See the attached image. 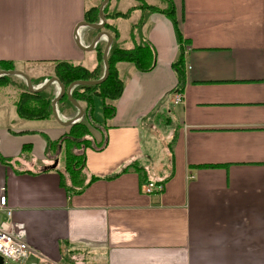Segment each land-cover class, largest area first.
Masks as SVG:
<instances>
[{
	"label": "crops",
	"instance_id": "0c3cea01",
	"mask_svg": "<svg viewBox=\"0 0 264 264\" xmlns=\"http://www.w3.org/2000/svg\"><path fill=\"white\" fill-rule=\"evenodd\" d=\"M89 1L0 0V60L21 70L55 61L95 68L97 43L82 50L75 40L97 5ZM172 2L182 42L165 15L148 16L141 34L154 66L117 63L122 91L94 135L106 144L85 149L84 170L99 179L81 193L69 196L51 168L48 143L66 120H21L1 98L0 187L11 215L0 221L32 249L20 264H264V0ZM132 16L112 21L128 44L121 24ZM96 31L79 27L80 44L90 46ZM180 48L181 86L172 66ZM159 116L166 142L156 158L144 128L154 130ZM134 161L146 180H165L159 193L144 194L132 169L106 178Z\"/></svg>",
	"mask_w": 264,
	"mask_h": 264
},
{
	"label": "trees",
	"instance_id": "16d2710c",
	"mask_svg": "<svg viewBox=\"0 0 264 264\" xmlns=\"http://www.w3.org/2000/svg\"><path fill=\"white\" fill-rule=\"evenodd\" d=\"M109 1L103 7L105 21L101 29L109 33V35L112 37V42L107 52V62L109 66L108 75L105 80L99 84L74 85L72 87L70 95L76 102H83L82 108L84 110V116L77 122L67 125L66 132H64L55 141L48 143V145L54 147L56 152L58 148L62 147L61 155H59L60 158H62L61 169L58 168L57 164L53 169H56L59 175L60 186L69 196L81 193L89 184L99 179L98 176H94L92 174L87 175L84 170L85 149L95 148L99 150L106 144L104 135L100 134L99 138H95L94 135L95 131L100 132L101 128L103 129L106 127L105 122L110 117H112L114 101L119 97L122 91V79L116 68L117 63L129 62L141 72L150 71L154 66V51L143 39L141 34L142 26L144 25L148 16L152 13H161L165 15V17H167L173 25L178 43H181L183 39L181 33L178 31L174 4L172 0H159V5L149 4L145 0H135L136 3L126 11L110 9ZM137 11L138 15L130 23V31L128 35L130 40L128 41L130 44H128L125 39L120 38L119 28L112 21L117 19L128 20L133 15V13H136ZM83 20L89 23H98V6H91L87 8L84 12ZM98 31L99 30L96 32ZM104 47L101 49L97 46V44L94 47L99 62L101 60V72H99L98 68L99 63L95 68L88 69L82 65H74L64 61H55L53 62V72L55 75L53 77H56L62 83L64 89H66L70 83L76 80L100 79L104 70L102 64V53ZM172 66L177 74L178 83L181 86L184 79L182 48H180V53L177 59L172 63ZM15 69L16 65L13 62L0 60V70L9 71ZM14 76L15 75L9 74L0 76V100L2 97L1 90L7 86H10V88H15L16 91V99L12 100L11 103L19 119L45 120L51 118L53 116L51 102L57 94V90L55 91L54 89V84H50L40 91L31 92L27 89V85L24 80L15 79ZM50 77L52 76L34 80L29 76L32 86L43 84ZM94 98H98L101 101V123L93 117ZM61 103L76 109L67 99L65 93L58 100L56 105ZM91 140H94L95 144H90ZM171 145L172 143H168V150L170 152L168 163L170 171L165 180H167L172 175ZM73 149H77L79 153L73 152ZM56 154L53 163L58 160V155ZM128 169H132L138 174L142 190V185H144L148 180H146V173L144 169L137 165L135 161L126 165L119 172L110 176H106V178H113L119 173L125 172ZM164 181H162V183H164ZM66 253L68 254L70 251ZM62 255L64 256L63 251Z\"/></svg>",
	"mask_w": 264,
	"mask_h": 264
},
{
	"label": "rangeland",
	"instance_id": "374dc122",
	"mask_svg": "<svg viewBox=\"0 0 264 264\" xmlns=\"http://www.w3.org/2000/svg\"><path fill=\"white\" fill-rule=\"evenodd\" d=\"M101 1L102 0H93L92 2L97 3V5H96V7H97V6H99ZM145 1L149 4L159 5V0H145ZM89 2L92 3L91 1H89ZM135 3H136L135 0H110L109 1V5L111 8L113 7L114 9L120 10V11H126L128 8L132 7ZM135 18H136V14H133L132 18L129 21H124V23L121 24V28L124 32L126 31V33H129L130 23ZM127 28H128V30H127ZM144 30H145V28H144ZM94 34H95V31L92 33V36ZM100 41L97 43V46L100 47L101 49H103L105 39L104 40L102 39ZM53 67H54L53 65L51 66L50 64H47V65L41 66V67L30 66L27 70H21L19 67H16L15 70H19V71H23L24 73H28V74H30L29 76L31 78H33L34 80H37V79H41L43 77L55 76L54 72H53ZM98 68H99V72H101V70H102L101 60L99 62ZM32 75H34V76L38 75V76L32 77ZM14 77H15V79L23 80L21 77H19L17 75H15ZM121 78H123V73H121ZM54 89H55V91L57 90V92H58V88L56 86L54 87ZM1 91H2V94H1L2 97L1 98L4 100V102L5 101H12V100L16 99L15 88L13 89L12 87L10 88V86H7L4 89H2ZM78 104H81L80 106L82 107L83 102L78 103ZM98 108H99L98 102L95 100L94 110H93L94 119H95V117L100 119V117L98 116V114H99ZM56 110H57V115H60L59 118L62 121H64V119L68 120L70 118H73L77 113L76 109L69 107V106L62 104V103L59 105H56ZM162 117L163 116H159V119L157 118V120L155 119L156 117L153 118V122H156L155 126H157V127L154 130H151V132H149V130L147 128H144V130H145V136H144L145 148L147 151L152 153L154 155V157H156V158L162 152V149L165 146V142H166L165 129H164V125L162 124V122H164V121L161 120ZM90 144H95L94 140H91ZM61 151H62V147L58 148L56 155H61ZM73 152L79 153V151L77 149H73ZM60 161L62 162V158H60ZM83 253H84L83 256H85V259L89 258V260H91L92 254H90L91 256H89V254L85 253V251H83ZM70 254H71V256H69V255H67V253H65L64 256L66 258H72L74 260V255L71 252H70ZM89 260H88V262H89ZM78 261H80V259ZM9 264H12V263L10 262Z\"/></svg>",
	"mask_w": 264,
	"mask_h": 264
},
{
	"label": "water",
	"instance_id": "95a60500",
	"mask_svg": "<svg viewBox=\"0 0 264 264\" xmlns=\"http://www.w3.org/2000/svg\"><path fill=\"white\" fill-rule=\"evenodd\" d=\"M109 0H102L98 6V16H99V21L98 23H89L87 21H81L79 22V24H77L76 28H75V40H76V44L82 49V50H91L94 45L98 42V40L100 39H104L106 40L105 43V47L102 53V61H103V74L100 77V79L98 80H76L73 81L72 83L69 84V86L64 89L62 83L56 78V77H50L48 80H46L43 84H38L36 86H32L31 81L29 76L24 73L23 71H19V70H9V71H5V70H0V76L2 75H17L19 77H21L26 85H27V89L31 92H36V91H40L43 88L47 87L50 84H54L57 88H58V92L56 94V96L53 98L51 104H52V113H53V117L56 120H59L58 115H57V110H56V103L58 102V100L63 96V94L65 93L67 99L70 101V103L76 108L77 113L73 118L68 119L65 122H61L64 125H70L73 124L75 122H77L78 120H80L83 116H84V110L83 108L80 106V104H78L70 95V91L72 89V87L74 85H94V84H99L102 81L105 80V78L108 75V62H107V52L108 49L111 45L112 42V37L109 35V33H107L106 31L101 30L105 21V17H104V13H103V7L105 6V4L108 2ZM81 26L84 27H90L93 28L95 30H99L97 32V34L94 36L90 46H83L80 44L78 35H77V29ZM57 164V161H55L51 168H54ZM0 264H8V263H3V259L0 257Z\"/></svg>",
	"mask_w": 264,
	"mask_h": 264
},
{
	"label": "built area",
	"instance_id": "2783aa9c",
	"mask_svg": "<svg viewBox=\"0 0 264 264\" xmlns=\"http://www.w3.org/2000/svg\"><path fill=\"white\" fill-rule=\"evenodd\" d=\"M105 39V38H104ZM182 96L180 92H176L173 97V103L178 104L181 102ZM162 180L153 181L148 180L142 187L144 194L159 193L163 188ZM3 212L6 217L11 215V209L7 205V196L5 187H0V213ZM5 222L0 221V257L3 259V263L20 264L30 254L32 249L28 244L12 234L7 230Z\"/></svg>",
	"mask_w": 264,
	"mask_h": 264
},
{
	"label": "bare ground",
	"instance_id": "6f19581e",
	"mask_svg": "<svg viewBox=\"0 0 264 264\" xmlns=\"http://www.w3.org/2000/svg\"><path fill=\"white\" fill-rule=\"evenodd\" d=\"M67 121V120H66Z\"/></svg>",
	"mask_w": 264,
	"mask_h": 264
}]
</instances>
